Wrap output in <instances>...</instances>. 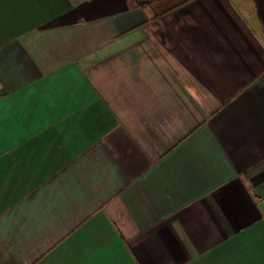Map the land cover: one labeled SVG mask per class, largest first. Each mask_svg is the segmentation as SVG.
<instances>
[{"label": "crops", "instance_id": "1", "mask_svg": "<svg viewBox=\"0 0 264 264\" xmlns=\"http://www.w3.org/2000/svg\"><path fill=\"white\" fill-rule=\"evenodd\" d=\"M0 264H264V0H0Z\"/></svg>", "mask_w": 264, "mask_h": 264}]
</instances>
